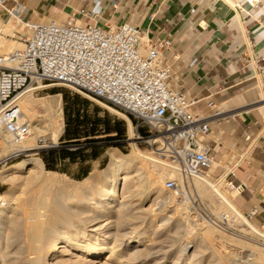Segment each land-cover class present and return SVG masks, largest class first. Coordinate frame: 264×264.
Here are the masks:
<instances>
[{
	"label": "bare ground",
	"instance_id": "1",
	"mask_svg": "<svg viewBox=\"0 0 264 264\" xmlns=\"http://www.w3.org/2000/svg\"><path fill=\"white\" fill-rule=\"evenodd\" d=\"M16 10L4 19L0 16V32L4 28L10 30L17 25L21 26L22 22L29 31H33L37 22L24 21L20 18L18 9ZM50 21L58 22L54 19ZM22 47V41L15 45L0 42V51L11 48V52ZM53 85L63 84L39 83L21 96L19 103L23 118L30 116V106L35 102L34 89ZM91 97L130 122L124 112L94 96ZM53 103L59 106L61 97L58 96L46 104L53 108ZM63 125L59 111L58 119L52 120V143H57L63 132ZM41 128L39 123L35 124L30 131L31 136L14 142L0 125V158L33 150L36 136L32 133ZM155 155L145 151H133L128 155L112 152L111 162L105 170L93 172L82 181H74L64 174L46 170L43 160L39 157H32L23 163L8 167L5 171L28 174H19L17 184L22 188L21 197L16 198L13 194L11 196V193L0 195V264H139L136 260L144 252L153 251L154 242L150 237L153 229L160 230V227L165 226L171 219V216L157 212L154 221L145 228L146 224L139 222L142 214L146 213V208H149L144 205L149 201L153 190L161 191L165 175L175 173L181 176L176 160L167 158L160 152ZM214 164L216 160L211 167ZM194 183L198 193L213 203L218 214L225 211L231 219L237 216H243L242 219L246 217L234 200L236 191L228 192L221 184L211 180L208 174L194 179ZM233 188L240 193L238 188ZM15 198L16 206L10 201ZM173 202V194L162 195L161 204L170 207L174 215L178 216L181 207L175 204L173 207ZM247 225L246 230L259 238L250 239L256 243L249 244L251 258L235 262L233 257L238 252L232 250L226 254L219 253L216 263L209 261L205 264H220L222 261L224 264H264V227L259 228L251 222H247ZM211 232L213 229L208 227L204 236ZM186 242L184 247H178L177 261L180 260L181 264H204L201 259L204 254H201L197 237ZM104 255L106 256L102 258Z\"/></svg>",
	"mask_w": 264,
	"mask_h": 264
},
{
	"label": "built area",
	"instance_id": "2",
	"mask_svg": "<svg viewBox=\"0 0 264 264\" xmlns=\"http://www.w3.org/2000/svg\"><path fill=\"white\" fill-rule=\"evenodd\" d=\"M16 7L21 10L10 0H0V8L9 15ZM100 11H91L89 16ZM141 38L140 26L131 22L103 26L71 17L64 23L35 24L32 35L21 38L22 48L0 55V125L14 142L30 135L31 126L19 102L39 83L60 82L85 91L148 126L160 153L179 163L180 178L167 180L166 188L187 193L190 182L206 174L216 159L211 120L222 117L223 110L213 99L203 105L201 99L173 86V68L163 54L168 40L143 42ZM258 73L264 78V65ZM240 133L250 143L248 152L258 138L250 125L241 126ZM257 147L262 146L254 145L251 153ZM230 184L236 186L234 180ZM237 188L242 193L247 186L242 182ZM258 213L253 207L245 213L246 219ZM209 218L223 230L232 229L227 213Z\"/></svg>",
	"mask_w": 264,
	"mask_h": 264
},
{
	"label": "rangeland",
	"instance_id": "3",
	"mask_svg": "<svg viewBox=\"0 0 264 264\" xmlns=\"http://www.w3.org/2000/svg\"><path fill=\"white\" fill-rule=\"evenodd\" d=\"M6 15L9 16L8 12L0 8V16L2 19L6 18ZM22 17L25 21H34L29 15L24 14ZM52 19H56L58 23H62L60 19ZM64 19L68 20L70 17L66 16ZM49 21L50 19L34 22L46 23ZM31 35L32 30L29 31L28 27L22 22L21 26L17 25L13 29L7 30L4 28V30L0 32V38L2 37L0 42H3V44L6 45H15L21 41L22 37H30ZM11 48L0 51V55L5 52H10ZM47 83L50 82L47 81ZM89 95L90 94L85 91L64 85H53L33 91V100H35V102L30 106L31 113L29 118H24L29 121L31 129L37 123H39L42 128L38 131H33L32 133V135L36 136L33 150L27 151L26 153L22 152L19 154H12V156L7 158H0V195L11 193V196L15 195L16 198H19L17 196H22V188L17 184L19 174L22 173L25 176L28 173L5 170L15 163H23L32 157L41 158L46 170H51L58 174H64L74 181H82L93 172H102L105 170L111 162L112 152L121 155H128L133 151L143 153L145 151L151 154L153 153L154 155L156 154L155 156H157L160 152L158 150L160 144L154 140L155 136H153L152 132L149 131L148 126L143 124L133 115H129L123 110L115 107L127 114L130 119L129 122L127 118L109 110L103 104L92 98V95ZM58 96L61 97L60 105L58 106L57 103H53V108H49V105L46 103L52 102L53 99L58 98ZM260 98L261 95L259 93L257 96V103H259L258 100ZM232 107L238 106L233 105ZM243 107L244 106L242 105V107L240 106L236 109H241ZM59 111H61L64 123L63 132L61 133L57 143H52V120L54 118L58 119ZM78 116L79 120L83 121L80 124L73 121V119ZM248 122L250 123L249 125L251 128L255 131V136L258 138L252 144L253 146L250 150H248V152L247 147L250 143L246 142L240 133L241 124H244V118L236 114L235 118L223 119L219 122L212 123V133L210 134V137L216 140L217 144L220 143L217 155L219 154V157L221 156V163L216 169V164H214L213 168L208 170L206 174L209 175L211 180L218 182L221 186L225 187L228 192H232L236 189L233 188L230 190V186L227 185V182L223 178L221 180H219V178L226 172L227 166L233 167L239 162L238 164L243 170L237 174L229 172L226 179L228 181L234 180L236 188L238 185L242 184V182L248 180L251 185L249 188L252 189L253 192L254 188L259 192L264 193V165L259 160L260 155L264 153V125L262 122H256L253 119H248ZM91 132L94 133L93 136H86V134H91ZM77 133L81 135L80 142H78V144L75 142L76 139L73 138ZM89 138L93 139V142H88ZM37 145H42L43 148L41 149L50 148L49 145H53L52 147H56L61 150L67 149V151L72 154L70 156L62 157L60 155L62 152H57L49 156L48 153L42 152L43 150H41L40 147L36 148ZM254 145H260L262 147H257L254 152L251 153ZM224 154H226V157H224ZM44 156L48 157L49 164L54 165L53 168H49L47 166V161H45ZM162 158H164V156ZM172 178L179 179L180 176L175 173L165 175L162 180L163 188L161 191H152L149 201H147L144 205L145 208H149H146V213L142 214V217L139 218V220L141 219L139 222H144L146 224L145 228H147V224L154 221L156 218L157 212H162L167 216H171V219L167 224H165V226H161L160 230L159 228L157 230L156 228L153 229L154 232L150 235L152 242H154V244H152L153 246L151 245L154 247L152 249L153 251L148 253L144 252L139 259L136 260V262L139 264H142V262H144L143 264H156L160 260L158 264H171L172 262H175L172 264H181L180 260L177 261L176 258L178 247L180 245L184 247L187 243L186 241L188 239H193L194 237H197V241L201 246V254H204L201 258L204 264L209 261L211 263H216L218 261L219 253L226 254L232 250H237L236 253L238 252L236 256L233 257L235 262H241L243 259L251 258V247L249 244L256 245V243L252 242L250 239L256 238L258 240L259 238L246 230L248 227L247 222H251L259 228L264 227V217L260 216V212L264 210V202L261 206H254L258 208L259 213L254 216L253 219H246V217L242 219L241 217L243 216H237V218L235 217L232 219V229L226 231L217 227L210 220V215L216 216L219 214L213 203L198 193L194 181L190 182L189 186L191 190L187 193H182L170 191L166 188L167 180ZM163 194H173V207L175 205L181 207V212L178 213L179 217L174 215L173 210L170 207L168 208L161 204ZM241 194L243 198L245 197L247 200H245V198L241 199L237 196L236 201L243 210L242 213L245 214L253 208H250L251 204L256 205L257 203L254 201L249 202V196H252L253 193L250 192L248 188H245ZM16 198L14 200H10L13 202L14 206H16L17 203ZM240 218L241 220H239ZM206 227H211L213 232L204 236L207 229ZM189 248L188 250H190ZM105 256L106 255L102 256V258ZM187 261H189L188 256ZM220 264H224V261L220 262Z\"/></svg>",
	"mask_w": 264,
	"mask_h": 264
},
{
	"label": "crops",
	"instance_id": "4",
	"mask_svg": "<svg viewBox=\"0 0 264 264\" xmlns=\"http://www.w3.org/2000/svg\"><path fill=\"white\" fill-rule=\"evenodd\" d=\"M258 1L253 5L249 0H10L21 7L15 12L18 9L22 19L25 10L34 21L57 18L64 23L69 16L103 26L131 22L140 26L144 42L168 40L163 54L173 68V86L201 99L203 105L215 100L223 115L212 123L238 114L244 118L241 126H248V119L264 125V78L258 73L264 65V0ZM98 9L99 14L89 16ZM219 148L220 143L217 153ZM215 160L216 169L221 156ZM259 160L264 165V153ZM238 163L227 166L219 178L230 190L233 186L226 177L243 170ZM243 183L253 193L249 202L257 203L250 208L261 206L264 193L254 188L253 192L248 180ZM234 191L240 207L236 197H245Z\"/></svg>",
	"mask_w": 264,
	"mask_h": 264
},
{
	"label": "trees",
	"instance_id": "5",
	"mask_svg": "<svg viewBox=\"0 0 264 264\" xmlns=\"http://www.w3.org/2000/svg\"><path fill=\"white\" fill-rule=\"evenodd\" d=\"M73 121H75V122H77V124H80V123H82L83 121H80L79 120V116L78 117H76L75 119H73ZM77 131V130H76ZM94 131V130H93ZM67 132H69V131H67ZM94 135V133L93 132H91V134H86V136H93ZM73 138H75L76 139V144H78V142H80V138H81V135L80 134H75V136L73 137ZM111 138V137H110ZM88 142H93V139H88ZM42 152H46V153H48V155L49 156H51V155H53L54 153H57V152H62V153H60V155L62 156V157H66V156H70L72 153H70V152H68L67 151V149H63V150H61V149H58V148H56V147H51V148H48V149H44ZM44 159H45V161H47V166L49 167V168H53L54 167V165H52V164H49V159H48V157H46V156H44Z\"/></svg>",
	"mask_w": 264,
	"mask_h": 264
}]
</instances>
